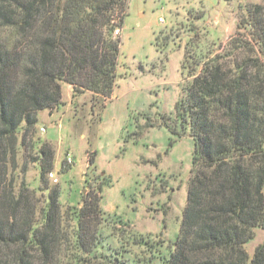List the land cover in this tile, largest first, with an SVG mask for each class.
I'll return each mask as SVG.
<instances>
[{
  "label": "trees",
  "instance_id": "obj_1",
  "mask_svg": "<svg viewBox=\"0 0 264 264\" xmlns=\"http://www.w3.org/2000/svg\"><path fill=\"white\" fill-rule=\"evenodd\" d=\"M127 1L0 0V264H60V257L131 264L121 238L106 235L110 219L128 227L133 244L159 251V240L103 211L104 177L65 210L50 192L37 217L27 186L12 191L13 176L5 185L26 137L39 181L53 171L54 150L36 125L40 111L61 104L63 84L73 95H112L120 52L114 32ZM237 33L184 84L176 103L180 127L192 137V166L177 238L161 264H264V244L251 257L245 249L254 229H264V6L248 4Z\"/></svg>",
  "mask_w": 264,
  "mask_h": 264
},
{
  "label": "rangeland",
  "instance_id": "obj_2",
  "mask_svg": "<svg viewBox=\"0 0 264 264\" xmlns=\"http://www.w3.org/2000/svg\"><path fill=\"white\" fill-rule=\"evenodd\" d=\"M248 4L264 6V0H128L117 35L120 52L110 98L72 93V106L64 107V96L54 107L63 104L66 117L38 116L36 134L54 150L52 170L58 183L46 177L45 183L39 181L36 151L26 137L16 165L9 166L5 185L13 176L12 191L27 186L28 208L37 217L50 192H56L65 210L96 190L104 177L103 211L117 215L139 234L159 240V251L133 244L128 227L113 219L107 223L106 235L113 232L114 238H121L131 264H161L159 256L177 238L192 166V137L180 127L176 103L201 65L239 35L237 23ZM66 153L74 161L69 168L62 167ZM69 224V218L62 219V229ZM258 244H264L261 227L245 243L250 257ZM60 264H66L65 257H60Z\"/></svg>",
  "mask_w": 264,
  "mask_h": 264
},
{
  "label": "crops",
  "instance_id": "obj_3",
  "mask_svg": "<svg viewBox=\"0 0 264 264\" xmlns=\"http://www.w3.org/2000/svg\"><path fill=\"white\" fill-rule=\"evenodd\" d=\"M63 89V91H64V95L62 96V100L64 99V96H66L67 97V100H65L64 99V102H65V104H64V107H67V108H69L70 107V105H71V103L73 104V102L71 101V94H72V87L69 85V84H63V87H62ZM85 94H88V95H90V93L89 92H85ZM63 102V103H64ZM62 106H63V104L61 105V106H59L58 108H54V111H52V110H43V111H40L39 112V114H38V116H39V119L41 118L42 119V117H45V119H46V117L49 119V120H51L55 115H57V116H59L60 117V119H62V118H64V117H66V115H67V111H68V109H66L64 112H63V110H62ZM72 106V105H71ZM63 107V108H64ZM59 124V123H58ZM60 125V124H59ZM41 127H44V125H41L40 126V128ZM39 128V129H40ZM41 131V130H40ZM46 141H50V142H52V143H54L53 142V140L51 139V138H46ZM101 174L104 176V174L105 173H102L101 172ZM81 178H82V180L84 179L83 178V175H82V172H81Z\"/></svg>",
  "mask_w": 264,
  "mask_h": 264
},
{
  "label": "built area",
  "instance_id": "obj_4",
  "mask_svg": "<svg viewBox=\"0 0 264 264\" xmlns=\"http://www.w3.org/2000/svg\"><path fill=\"white\" fill-rule=\"evenodd\" d=\"M159 21L160 22H163L164 21V19H163V17H159ZM118 33H119V30L118 29H116L115 30V32H114V34L115 35H118ZM40 130L41 131H44V128L43 127H41L40 128ZM73 157L71 156V154L70 153H66V156H65V158H64V164H63V168H66V167H70L72 164H73ZM48 178L53 182V183H58V177L56 176V174L53 172V171H51V172H49L48 173Z\"/></svg>",
  "mask_w": 264,
  "mask_h": 264
}]
</instances>
